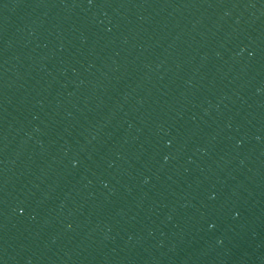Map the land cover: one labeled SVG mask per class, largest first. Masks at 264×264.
<instances>
[{"label": "water", "instance_id": "95a60500", "mask_svg": "<svg viewBox=\"0 0 264 264\" xmlns=\"http://www.w3.org/2000/svg\"><path fill=\"white\" fill-rule=\"evenodd\" d=\"M0 264H264V0H0Z\"/></svg>", "mask_w": 264, "mask_h": 264}]
</instances>
